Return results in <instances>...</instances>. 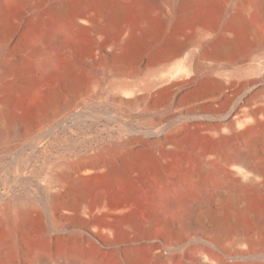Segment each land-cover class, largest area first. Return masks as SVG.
<instances>
[{
  "label": "bare ground",
  "instance_id": "obj_1",
  "mask_svg": "<svg viewBox=\"0 0 264 264\" xmlns=\"http://www.w3.org/2000/svg\"><path fill=\"white\" fill-rule=\"evenodd\" d=\"M52 12L47 29L20 41L21 54L35 57L33 65L13 66L10 57L3 58L0 94L32 90L40 101L55 99L50 72L75 81L68 59L81 34L93 43L94 54L87 57L111 56L119 70L142 43L173 41L178 48L171 53L185 55L177 65L181 79L202 71L212 55L201 51L195 60L194 54L204 46L220 57L264 48V0H57ZM3 24L0 17V33ZM259 105L215 129L210 139H134L121 150L120 164L116 153L99 148L90 162L57 173L51 180L59 193L55 211L79 218V238L58 242L54 253L50 246L49 255L51 244L26 230L31 211L21 210L15 230L0 234V264H17L23 232V264H258L252 258H264V104ZM14 108L0 98V120ZM14 122L23 123L17 117ZM188 141L194 153L184 155L179 150Z\"/></svg>",
  "mask_w": 264,
  "mask_h": 264
},
{
  "label": "rangeland",
  "instance_id": "obj_2",
  "mask_svg": "<svg viewBox=\"0 0 264 264\" xmlns=\"http://www.w3.org/2000/svg\"><path fill=\"white\" fill-rule=\"evenodd\" d=\"M56 1L35 0L28 5L25 0H0L4 22L0 76L6 56L13 66L36 62L35 57L27 59L21 54L20 41L26 42L52 24ZM152 41L142 43L119 70L118 61L111 56L87 57L93 43L81 34L76 54L68 59L75 81L54 78L50 72L55 99L40 101L32 90L17 96L0 94L17 110L0 120V209L7 211L5 215L0 212V234L13 232L18 212L29 210L32 218L26 230L39 233L54 253L58 242L77 240L80 231L77 216L55 211L59 193L51 184L54 175L90 162L99 148L103 153L112 150L120 158L121 150L134 139H210L215 129L264 104L263 46L246 49V53L238 50L243 55L235 52L231 58L214 55L210 45L204 46L194 52V59L201 51L213 57L208 55L198 75L181 79L177 65L185 55L171 53L178 48L173 41ZM120 83L132 90H123ZM15 117L23 121L20 127L15 125ZM189 141L180 153H194ZM116 162L120 164L121 158ZM24 233L18 234L23 246L19 245L17 264H23ZM197 235L201 234L194 237ZM233 241L230 235L226 245ZM252 261L259 264L264 258L257 255Z\"/></svg>",
  "mask_w": 264,
  "mask_h": 264
}]
</instances>
